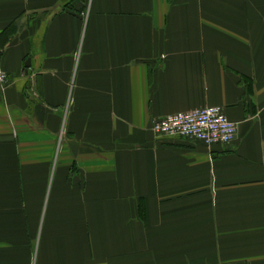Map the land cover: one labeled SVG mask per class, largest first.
Returning a JSON list of instances; mask_svg holds the SVG:
<instances>
[{
  "label": "crops",
  "instance_id": "crops-1",
  "mask_svg": "<svg viewBox=\"0 0 264 264\" xmlns=\"http://www.w3.org/2000/svg\"><path fill=\"white\" fill-rule=\"evenodd\" d=\"M0 48V264H264V0H0Z\"/></svg>",
  "mask_w": 264,
  "mask_h": 264
},
{
  "label": "built area",
  "instance_id": "built-area-1",
  "mask_svg": "<svg viewBox=\"0 0 264 264\" xmlns=\"http://www.w3.org/2000/svg\"><path fill=\"white\" fill-rule=\"evenodd\" d=\"M7 80L8 75L1 67L0 48V83L4 84ZM152 128L160 137H181L202 142L208 147L230 145L238 134V123L229 119L221 106L169 114L155 119Z\"/></svg>",
  "mask_w": 264,
  "mask_h": 264
}]
</instances>
